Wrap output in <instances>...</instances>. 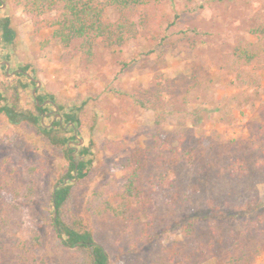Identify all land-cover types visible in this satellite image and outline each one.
Here are the masks:
<instances>
[{
    "label": "rangeland",
    "instance_id": "obj_1",
    "mask_svg": "<svg viewBox=\"0 0 264 264\" xmlns=\"http://www.w3.org/2000/svg\"><path fill=\"white\" fill-rule=\"evenodd\" d=\"M159 1L151 8L149 23L158 17L165 29L174 22L178 35L161 43L142 30L137 40L123 48L101 47L96 63L88 65L76 48L67 50L58 41H49L50 30L36 33L32 19L13 0H2L0 20L11 19L16 42L5 45L0 30V92L4 83L13 86L21 81L27 87L21 91L20 106L30 110L38 96L52 97L44 104L49 112L41 117L40 125L50 128L53 122H61L66 135L75 137L68 144L74 160L93 161L87 178L73 190L68 219L88 220L100 241L116 251L117 221L98 219L92 210L98 193L109 195L122 188L126 175L121 164L134 148H145L156 129L153 107L159 104L158 98L152 95V103L145 108L136 99L145 100L147 90L158 80L165 86L169 81L171 89L162 88V106L172 107L173 112L165 115L161 130L174 146L182 144L196 153L192 166H179L180 192L191 191L193 186L200 191L179 209L157 197L152 211L154 238L139 253L111 258L109 263L150 264L167 246L186 248L190 242L181 228L194 219L197 239L216 243V257L206 264H229L232 257L246 253L255 255L252 264H264V219L258 221L264 216V165L259 164L264 155L252 145L253 134L264 123V58L260 65L246 67L234 57L239 44L256 41L250 30L264 23V0ZM118 17L115 10L109 11L111 21ZM184 31L188 35L182 41L180 32ZM3 62L9 63V72ZM124 63L129 67L122 71ZM26 65L30 70L19 76ZM246 73L258 83H251ZM33 79L40 84L33 85ZM73 112L79 116L78 126L63 117ZM109 142H119L120 151H106ZM84 150L86 154L81 153ZM239 159L250 170L245 187L233 184L225 170ZM67 169L63 150L52 146L36 128L15 126L0 114L1 194L17 195L15 209L0 215V240L7 250L15 249L19 241L29 244L26 264H74L76 260L75 249L60 242L51 219L55 212L52 196L63 186L59 181ZM76 182L65 180L64 185ZM211 200L227 217L217 215L219 211L209 205ZM249 200L257 203L249 207ZM142 220L144 224L149 219L143 215ZM212 221H217L218 232ZM250 221L257 229L243 226ZM143 224L138 230H143ZM36 235L41 246L33 248Z\"/></svg>",
    "mask_w": 264,
    "mask_h": 264
},
{
    "label": "trees",
    "instance_id": "obj_2",
    "mask_svg": "<svg viewBox=\"0 0 264 264\" xmlns=\"http://www.w3.org/2000/svg\"><path fill=\"white\" fill-rule=\"evenodd\" d=\"M214 3L233 2L241 0H208ZM15 5L24 9V12L32 19L36 33L50 30L49 41L55 40L64 49L76 48L88 65H94L99 58L98 51L101 47L123 48L128 43L137 40L142 30H147L153 37L161 43H167L171 35L176 36V23L172 22L164 29V22L158 17L149 23L152 6L159 4V0H13ZM2 0H0V6ZM115 10L119 17L116 21H111L109 11ZM1 37L5 45H14L16 42V31L9 17L0 20ZM197 34L196 30H194ZM185 40L188 32H180ZM250 34L256 38L255 42L246 41L239 44L234 51L237 64L243 66L260 65L264 58V23H258L257 27L250 30ZM129 64H123V70ZM19 76L30 70L28 65L22 67ZM246 78L251 83H258L257 78L246 73ZM166 83V82H165ZM35 85V82L32 81ZM27 86L21 81L13 86L4 83L3 92H0V114L13 125L28 124L36 128L48 142L64 151V156L68 161L67 172L61 177L60 184L65 180H77L75 184H65L53 193V207L55 212L51 219L54 230L60 242L67 248H74L76 260L74 264H114L109 263L110 259H119L129 253H139L141 248L147 245L155 234V218L152 213L156 198L161 196L172 209H179L187 205L194 195L200 191L196 186L191 191L181 193L179 189L178 169L183 163L192 166L196 153L194 150H187L181 144L174 146L169 136H165L161 130V125L165 115L173 112L172 107L162 106V88L171 89L170 82L167 86L158 80L153 89L147 90L145 100L139 98L136 102L143 108L152 101V95L158 98V105L153 107L157 113L155 119L156 129L151 136L150 143L145 148H134L130 156L124 161L120 170L126 175V180L120 190L109 195L103 192L97 194L96 205L92 212L93 216L101 219L108 217L117 221V236L115 237V248L103 244L96 231L89 228L88 220L79 217L68 219L71 210L73 190L90 173V166L93 161L76 162L71 156L73 151L68 148V144L75 137H68L67 131L61 127V122L55 121L50 128L42 127L41 117L48 114V109L44 105L52 97L38 96L34 103V109H24L20 106L21 91ZM155 90V91H154ZM116 94L125 96L123 92L114 90ZM154 91L153 94H151ZM137 95L135 96V98ZM152 103V102H151ZM167 104V103H166ZM59 110L63 108L59 106ZM68 124L79 125V116L76 112L63 115ZM264 123L253 134V150L264 155ZM66 148V149H65ZM106 151L117 153L121 149L119 142H109L105 146ZM86 154L87 150L81 152ZM260 166L264 165V158L259 159ZM231 177V182L237 185H247L246 179L249 175V168L244 160H232L225 168ZM33 192V190H30ZM0 185V215L3 211L8 212L15 209L13 204L16 196L10 192L1 194ZM105 195V196H104ZM259 197L256 196V200ZM249 200V207L254 206L257 201ZM213 200L209 205L213 206ZM222 218L227 214L220 210L219 206L212 207ZM149 220L143 224L142 216ZM262 216L258 221H262ZM1 221H3L1 219ZM0 222V230L2 228ZM214 231L218 232L217 221H212ZM145 225L143 230L138 227ZM196 221L189 219L182 225V234L190 242L186 248L170 245L164 248L163 254L150 264H206L216 257V243H206L197 239ZM245 228L257 229V225L252 222L243 224ZM135 233L137 236L133 237ZM235 236V235H234ZM133 238V241H130ZM39 236L33 238V248L40 247ZM6 243L0 240V264H26L24 256L30 252L29 244L19 241L15 249L7 250ZM230 249L232 248L229 246ZM116 254V255H115ZM256 260L254 254L246 253L243 256L232 257L229 264H252Z\"/></svg>",
    "mask_w": 264,
    "mask_h": 264
},
{
    "label": "water",
    "instance_id": "obj_3",
    "mask_svg": "<svg viewBox=\"0 0 264 264\" xmlns=\"http://www.w3.org/2000/svg\"><path fill=\"white\" fill-rule=\"evenodd\" d=\"M0 42H1V38H0ZM3 63H5L6 65H7V72H9V70H10V65H9V63H7V62H3ZM20 72V71H19ZM33 81L34 82H37L38 84H40V82L38 81V80H36V79H33ZM39 88V87H38ZM37 88V89H38ZM37 89L34 91V93L36 94V92H37ZM58 108V107H57ZM64 185V184H63Z\"/></svg>",
    "mask_w": 264,
    "mask_h": 264
},
{
    "label": "crops",
    "instance_id": "obj_4",
    "mask_svg": "<svg viewBox=\"0 0 264 264\" xmlns=\"http://www.w3.org/2000/svg\"><path fill=\"white\" fill-rule=\"evenodd\" d=\"M10 71V70H9Z\"/></svg>",
    "mask_w": 264,
    "mask_h": 264
}]
</instances>
